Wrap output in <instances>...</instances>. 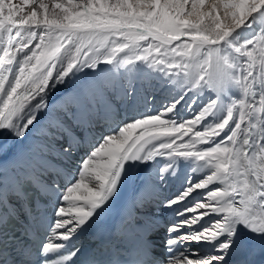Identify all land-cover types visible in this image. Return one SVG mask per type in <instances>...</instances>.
<instances>
[{
    "label": "snow or ice",
    "instance_id": "snow-or-ice-1",
    "mask_svg": "<svg viewBox=\"0 0 264 264\" xmlns=\"http://www.w3.org/2000/svg\"><path fill=\"white\" fill-rule=\"evenodd\" d=\"M204 3L23 0L25 11L0 0V264H75L79 238L117 205L134 225L127 258L92 252L81 264H161L151 237L162 227L166 264H264V0ZM142 80L175 95L156 112L145 96L141 111ZM205 92L214 98L197 110ZM157 158L164 166L146 177ZM189 160L208 174L161 199L166 174ZM153 205L174 222L161 224Z\"/></svg>",
    "mask_w": 264,
    "mask_h": 264
},
{
    "label": "bare ground",
    "instance_id": "bare-ground-1",
    "mask_svg": "<svg viewBox=\"0 0 264 264\" xmlns=\"http://www.w3.org/2000/svg\"><path fill=\"white\" fill-rule=\"evenodd\" d=\"M207 1H210V0H205V3ZM14 3L18 4V5H21L24 7L25 11H28L30 10V6H25L23 5V0H13ZM46 2H48V0H46ZM213 4V3H212ZM201 8V6H200ZM205 12V11H204ZM259 28V26H257V29ZM101 69H107L109 68L110 66H106V67H103L101 66ZM117 71L119 73H121L124 78L121 79L120 83L122 85H126L127 82H128V74L125 73V69L121 68V69H117ZM89 77L92 76V73H88L87 74ZM134 84H135V87L137 88L138 90V103L139 105L141 106V104L143 103V98L146 96L145 93L147 92L148 93V96L149 93L151 94V96L153 95H158L160 97H162L164 99V101L168 102L172 99L173 95H175V93L172 91V89L170 88V86H168L167 84H164L162 86L161 82H158L157 80H142V81H134ZM62 91V89H59L58 90V93ZM150 96V97H151ZM214 98V94L211 93V92H205L202 96H200L198 98V103L196 105V109L198 110L199 107H202L204 103H207L209 101V99H212ZM191 96L189 97H186L184 103L180 106V109H179V113H180V118H183V119H187L189 118L188 116V110L187 108L184 107V105L186 104H190L191 103ZM227 102V101H226ZM161 106H157V108H155V111H157L158 109H160ZM113 122H110V124H112ZM34 129H30L29 130V135L28 137L25 139V140H22V141H18L17 143L20 145V146H25L27 145L29 139H32V133H33ZM97 132V131H96ZM98 133V132H97ZM104 134H108L107 132H104ZM185 139H188V137H185ZM81 155H77L73 161H76V164L74 165H77L79 160L85 155V152L82 150L81 151ZM157 161L156 163L154 164H151L149 166V169L145 172V176L146 177H152L154 174H158L157 170H155V166L156 164L158 163H164L166 162L164 158H157ZM5 163H8L9 166L11 164L10 161H5ZM191 167V169H193L195 166H196V162L193 161V160H189V161H181L177 166H176V172L178 173L179 171L181 172L184 171L183 169H185L186 167ZM73 168H76V166H74ZM169 174V173H168ZM168 176V180H167V185L169 186V190L170 191H174L175 193H177L179 190H181L182 188V184H183V177L182 176H179L178 178H173V176L171 174L167 175ZM189 176H191L193 178L194 181H197L199 180L201 177H202V172H193V173H189ZM77 178L78 175H77ZM163 185H159L158 186V190L159 188H162ZM217 186H220L218 184H214V185H210L208 187L207 190H197L198 193L200 194L201 198L203 197H206L207 195V191H211L214 189V187H217ZM65 187V186H64ZM181 187V188H180ZM131 195V191L130 190H126V198L129 197ZM143 196V195H142ZM192 201L193 203H195L196 201L195 200H190ZM64 206H67L66 204ZM161 211L166 213L167 209H163L161 207ZM168 216V215H167ZM169 217V216H168ZM160 220H165L164 217ZM159 221V220H158ZM196 250H199V256H204L207 254V251H206V248L202 245H198V248H194L192 251H196ZM181 252H184V248L181 250ZM180 252V253H181ZM179 255V254H178ZM177 255V256H178ZM190 259H196L198 258L196 255L195 256H189ZM168 259H165L163 257H161V264H166V261Z\"/></svg>",
    "mask_w": 264,
    "mask_h": 264
},
{
    "label": "rangeland",
    "instance_id": "rangeland-1",
    "mask_svg": "<svg viewBox=\"0 0 264 264\" xmlns=\"http://www.w3.org/2000/svg\"><path fill=\"white\" fill-rule=\"evenodd\" d=\"M213 2H214V0L207 1L206 3H204V5L201 6L200 10L201 11L208 12L210 10V7H211V5H212ZM187 7L190 8L191 5L189 4ZM220 14H221V16L223 15L222 11L220 12ZM191 19H194V18H191ZM257 26H259V25H257ZM101 66L106 67L107 65H103L102 64Z\"/></svg>",
    "mask_w": 264,
    "mask_h": 264
}]
</instances>
